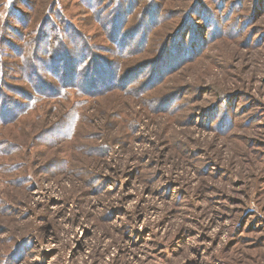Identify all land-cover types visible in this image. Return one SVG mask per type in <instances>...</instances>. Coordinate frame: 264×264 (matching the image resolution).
<instances>
[{
    "label": "rangeland",
    "instance_id": "rangeland-1",
    "mask_svg": "<svg viewBox=\"0 0 264 264\" xmlns=\"http://www.w3.org/2000/svg\"><path fill=\"white\" fill-rule=\"evenodd\" d=\"M0 264H264V0H0Z\"/></svg>",
    "mask_w": 264,
    "mask_h": 264
}]
</instances>
